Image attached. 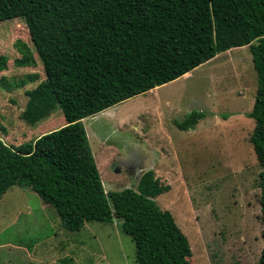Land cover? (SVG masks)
Segmentation results:
<instances>
[{
    "label": "rangeland",
    "instance_id": "1",
    "mask_svg": "<svg viewBox=\"0 0 264 264\" xmlns=\"http://www.w3.org/2000/svg\"><path fill=\"white\" fill-rule=\"evenodd\" d=\"M0 56V139L14 146L57 129L59 108L33 125L20 119L25 91L44 79L21 19L0 22ZM256 88L249 48H232L82 120L105 192L127 198L145 235L179 245L189 264L259 263L261 169L248 117ZM192 111L207 115L180 130L175 124ZM150 170L157 189L169 190L146 198L138 185ZM0 264L140 263L117 221L69 232L35 192L13 186L0 198Z\"/></svg>",
    "mask_w": 264,
    "mask_h": 264
},
{
    "label": "trees",
    "instance_id": "2",
    "mask_svg": "<svg viewBox=\"0 0 264 264\" xmlns=\"http://www.w3.org/2000/svg\"><path fill=\"white\" fill-rule=\"evenodd\" d=\"M12 19L24 22L44 74L25 91L20 119L33 125L59 108L65 124L19 145L0 139V198L13 186L31 189L69 232L117 221L140 264L189 262L179 245L145 235L127 198L105 192L82 120L248 47L257 77L248 117L261 169L264 264V0H0V22ZM206 115L192 111L176 126L189 130ZM158 183L147 171L139 192L148 198L169 190Z\"/></svg>",
    "mask_w": 264,
    "mask_h": 264
},
{
    "label": "crops",
    "instance_id": "3",
    "mask_svg": "<svg viewBox=\"0 0 264 264\" xmlns=\"http://www.w3.org/2000/svg\"><path fill=\"white\" fill-rule=\"evenodd\" d=\"M230 50H232V49H230ZM227 51H229V50H227ZM227 51H226V52H227ZM223 53H224V52H223ZM157 88H158V87H157ZM157 88H154V89H152V90H150V91H153V92H154ZM64 124H65V121H63L62 124H61L58 128H60V127L63 126ZM175 125H176V124H175ZM49 128H51V127L49 126ZM49 128H48V129H49ZM56 128H57V127H56ZM58 128H57V129H58ZM57 129L53 128V129L48 130V132H50V131H54V130H57ZM93 157H94V156H93ZM94 160H95V159H94Z\"/></svg>",
    "mask_w": 264,
    "mask_h": 264
}]
</instances>
